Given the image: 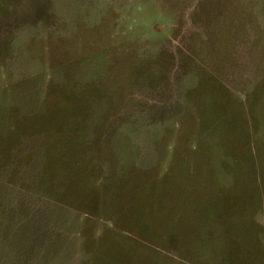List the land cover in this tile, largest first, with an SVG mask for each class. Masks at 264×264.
Instances as JSON below:
<instances>
[{"label": "rangeland", "instance_id": "374dc122", "mask_svg": "<svg viewBox=\"0 0 264 264\" xmlns=\"http://www.w3.org/2000/svg\"><path fill=\"white\" fill-rule=\"evenodd\" d=\"M0 264H264V0H0Z\"/></svg>", "mask_w": 264, "mask_h": 264}]
</instances>
